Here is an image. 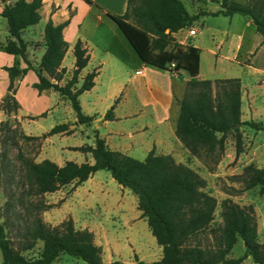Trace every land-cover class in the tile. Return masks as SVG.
<instances>
[{
	"label": "trees",
	"instance_id": "obj_1",
	"mask_svg": "<svg viewBox=\"0 0 264 264\" xmlns=\"http://www.w3.org/2000/svg\"><path fill=\"white\" fill-rule=\"evenodd\" d=\"M92 4V0H86ZM220 3L219 10H205L192 14L182 0H129L124 15L109 16L118 24L141 59L156 67L170 71L188 70L192 78L188 81L184 95L177 98L180 111L176 134L196 158L215 157L218 164L224 155L231 133L236 139L237 156L244 152V138L240 126H251L256 131L264 126L242 120L241 78L196 79L200 73V49L194 46L168 50L172 34L191 27L195 20L204 15L233 16L241 14L253 20L258 32L264 36V0H212ZM44 0H17L6 4L2 16L7 19L9 37L1 49L16 57L14 65L7 67L11 93L3 99L0 109L6 112L16 110L19 103L15 97L14 79L35 69L39 91L52 89L68 99L81 124L91 125L95 116L84 114L79 96L95 85L96 70L88 73L81 87L77 88L79 74L88 65L90 54L81 40L74 46L76 68L73 77L65 84L66 68L62 67L69 45L64 29L69 20L55 24L49 20L44 30L46 51L38 68L28 59V44L23 31L38 24L42 18ZM135 18L138 22H130ZM22 61L28 64L22 68ZM174 64V66H173ZM47 73V76L43 74ZM117 103V101H116ZM116 103L108 110L106 119L114 118ZM0 126V185L6 173L2 151ZM69 123L58 124L42 136L24 137L28 140L46 138L58 133L70 134ZM85 153H92L94 162L78 163L66 161L59 165L51 159L37 162L26 159L29 198L43 197L62 187L87 181L97 171L107 170L123 187L138 196V208L159 246L163 248L161 259L146 262L136 259L134 264H241L249 256L257 264H264V243L259 241L258 219L253 205L242 206L231 198L222 201L223 222L213 226L217 199L205 190L207 181L191 166L179 163L171 154H156L152 150L145 160H139L123 152L112 150L106 139L96 135L95 146L75 147ZM213 169V168H212ZM245 191L261 186L264 193V168L254 164L245 167L239 177ZM236 192H238L235 189ZM26 209V227L18 249L14 247L7 233V225L0 222V250L2 264H52L62 254L81 259L85 264H106L103 249L95 241V234L89 229H79L73 218L58 226L46 223L41 213L51 205L39 200L22 201ZM239 239L245 243V253L230 257ZM39 241L43 242L40 256L28 258L22 254L33 250ZM112 264H122L116 261Z\"/></svg>",
	"mask_w": 264,
	"mask_h": 264
},
{
	"label": "crops",
	"instance_id": "obj_2",
	"mask_svg": "<svg viewBox=\"0 0 264 264\" xmlns=\"http://www.w3.org/2000/svg\"><path fill=\"white\" fill-rule=\"evenodd\" d=\"M16 1L0 0V17L4 6ZM92 1L91 4L86 0H44L40 22L24 29L22 35L28 44V59L34 68H38L46 51L44 30L47 22L52 20L55 24H61L69 20V24L64 29V37L69 48L62 63V67H65L67 72L61 84H65L74 75L76 58L73 50L77 41L81 40L90 54V61L79 74V82L76 87H81L88 73L94 70L98 72L93 88L79 96L84 114L95 116L93 123L86 125L78 122L70 101L59 92L52 89L42 91L36 89L34 84L38 82L39 78L35 69H29L14 79L15 97L19 107L10 112L0 109V120L6 118L16 120L21 124L26 135L42 136L58 125L56 122L48 124L49 118L54 116L58 108L63 107L66 115L60 117L59 124L69 123L72 132L46 137L45 145L57 146L60 158L44 157L41 161L51 159L59 165L65 164L67 158L63 157L64 152L73 151L75 147L83 145L95 146L96 135L99 131V136L106 139L107 145L112 150L140 158L147 157L154 150L156 154H171L177 162L194 168L193 164L199 161L176 134L180 111L177 98L184 95L187 83L192 78L191 73L185 69L170 71L159 68L141 59L118 24L109 16V14L124 15L128 10L129 0ZM212 2L216 5L210 7L209 4ZM212 2L207 0L204 4L205 6L209 5L208 8L204 7L194 14L205 10L216 11L221 8L220 3ZM211 16L228 18L217 21L220 25L224 24L223 27L217 26V31L222 32L224 37L228 38L222 40L215 49L209 50L216 58V62L227 60L243 68L244 74L258 75L255 87H249L244 81L242 82V120H250V116L248 118L245 113L246 102L249 105L251 119L255 120L259 106L258 92L262 93L261 103L264 104V36L257 31L253 20L248 16L241 14ZM191 27L173 33L172 36L177 38L176 42L182 47L194 46L200 49V73L196 79H210L203 75L201 44L190 42L191 38L198 36V32L195 35L190 34ZM184 32H186L185 36H180ZM230 35H234V38H231L230 45L224 49V54H221V50L230 39ZM8 37L9 31L3 34L4 40H1L2 34L0 32V46L7 41ZM39 43V48H36L34 45ZM6 53L5 51L1 52L3 57L7 56L11 61L7 64L0 63V78L3 80V83L0 84V103L11 93L7 67L14 65L16 60L14 55H5ZM68 58H71L69 65H67ZM21 67L27 68L28 64L22 61ZM43 74L47 76L46 72ZM215 79L222 78H213L212 80ZM115 103L114 118L106 119L105 115L109 107ZM83 126H86L85 131ZM101 127H104V133L101 132ZM78 133L81 136L92 137L93 142L89 144L70 142V138ZM258 136L254 137L252 150H259L264 147V144H259ZM88 153L92 155V153ZM95 174L90 177L92 180ZM91 185L92 188L99 189L103 196L106 191L107 198L120 201L121 207L126 208V203L130 202H127V197H129L127 189H130L120 184V189L117 192L108 189L106 183L99 179L93 180ZM122 218L124 223L129 224V229L124 235L131 236L133 240L134 233L139 229L144 230L146 222L148 223L140 209L134 211L133 215L127 212Z\"/></svg>",
	"mask_w": 264,
	"mask_h": 264
},
{
	"label": "rangeland",
	"instance_id": "obj_3",
	"mask_svg": "<svg viewBox=\"0 0 264 264\" xmlns=\"http://www.w3.org/2000/svg\"><path fill=\"white\" fill-rule=\"evenodd\" d=\"M182 1L192 14L204 7L208 8L209 5L210 7L216 5L212 0V3L207 6L204 4L207 0ZM237 1L244 2L245 0ZM221 19L227 20L228 18L223 16L216 18L211 15L205 17L201 16L198 20H195L192 25L198 32V36L191 38L190 42H192V44L199 43L202 46L203 75L210 79L241 77L242 82L244 81L246 85L255 87L258 75L244 74L243 68L227 60H219L216 62V58L209 51L210 49H215L222 40L228 38L224 37L222 32L217 31V26H224V24L220 25L219 22H217L222 21ZM130 22L134 25L138 24L135 18H132ZM0 32L2 34L1 40H4L3 34L8 33V28L7 20L2 16L0 17ZM185 34L186 32L180 36H185ZM231 38H234V35H230V39L224 44L221 54H224V49H227L230 45ZM176 39L177 38L172 36L171 42L167 47L168 50L179 48L180 44L176 42ZM34 46L39 48L40 43ZM2 51L0 47V63L3 62L7 64V62L11 60L8 59L7 56L3 57L1 54ZM5 55L9 54L6 53ZM70 59L71 58L67 59V65H69ZM2 83L3 80L0 78V84ZM257 94L259 101L256 112L257 116L254 118L255 120L251 119L249 105L246 102L245 113L248 118L250 116V120L248 119L245 121H252L264 126V104L261 103L263 95L261 92ZM65 115L64 108H58L54 116L49 118L48 124L53 122L59 124L58 120H60L61 116ZM1 123H3L1 128V139L6 173L0 185V222L6 223L8 236L16 249H18L23 240V233L27 222L25 218L26 209L22 204L25 198L27 203L28 200L31 199L34 202L42 200L51 205L48 210L41 213L43 220L51 226H58L63 221L73 218L77 228L92 229L91 231L95 234L96 243L103 249L102 258L106 264H112L116 261H120L122 264H134L137 258L146 262H152L162 258L163 248L159 246L147 222L144 230L139 229L134 233V240L131 236L127 234L124 235L129 229V224L124 223L122 217L127 212L133 215L134 211L139 210L137 207V196L127 189V195L129 197H127L128 200L127 198L126 200L130 202L128 204L126 203L125 208L121 207L120 201L113 200L110 197L107 198L106 191L103 196L99 189L92 188L91 182L99 179L106 183L108 189L115 192L119 191L118 182L107 170L97 171L93 180L90 178L80 185L73 182L54 193H47L43 197L29 198L26 195L29 187L26 159H33L39 162L44 157L60 158L58 147L52 144L45 145V138L43 137L33 140L26 139L24 137L26 134L21 124L16 120H9L6 118L5 120H0V126ZM240 128L244 138V152L241 155L237 156L236 139L234 133H231L228 138L226 151L218 164L215 163L214 156L207 159L205 157L201 159L194 156L199 162H196L193 166L194 169L206 179L207 186L205 190L218 201L213 226L217 227L223 222L221 215V203L223 200L231 198L242 206L253 205L258 219L259 241L264 243V193L262 192L261 186L245 191V185L241 181L242 178H239L243 174L245 167L250 164H254L259 168H264V147L259 150H252L255 141L254 137L256 135H259V144H264V129L256 131L248 125H241ZM85 129L86 126H83L84 131ZM70 142H83V144H89L93 142V138H89V136L86 135L81 136V134L78 133L76 136L70 138ZM63 157L67 158V161L71 160L78 163L94 162V158L91 154L75 149L70 152H64ZM135 158L145 160L146 157L140 158L135 156ZM235 189L238 192H236ZM113 197L115 198V195ZM42 249L43 242L39 241L33 250L24 251L22 254L28 258H35L40 256ZM245 250L246 246L244 241L239 239L230 257L238 258L245 253ZM2 262L3 254L0 250V264H2ZM52 264H85V262L68 254H62L60 258ZM241 264L257 263L252 257H249Z\"/></svg>",
	"mask_w": 264,
	"mask_h": 264
},
{
	"label": "built area",
	"instance_id": "obj_4",
	"mask_svg": "<svg viewBox=\"0 0 264 264\" xmlns=\"http://www.w3.org/2000/svg\"><path fill=\"white\" fill-rule=\"evenodd\" d=\"M196 33H197V31H196L195 28H191V29H190V34H191V35H195ZM173 66H174V64H173Z\"/></svg>",
	"mask_w": 264,
	"mask_h": 264
},
{
	"label": "water",
	"instance_id": "obj_5",
	"mask_svg": "<svg viewBox=\"0 0 264 264\" xmlns=\"http://www.w3.org/2000/svg\"><path fill=\"white\" fill-rule=\"evenodd\" d=\"M101 132H103V133L105 132V129H104V127H101Z\"/></svg>",
	"mask_w": 264,
	"mask_h": 264
}]
</instances>
